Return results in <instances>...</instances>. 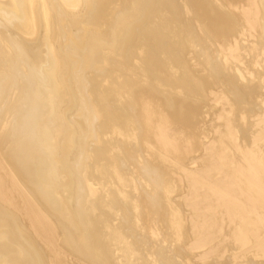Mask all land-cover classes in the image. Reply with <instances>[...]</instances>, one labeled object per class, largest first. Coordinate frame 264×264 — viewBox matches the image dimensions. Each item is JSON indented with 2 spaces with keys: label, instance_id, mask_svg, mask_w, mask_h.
Here are the masks:
<instances>
[{
  "label": "bare ground",
  "instance_id": "obj_1",
  "mask_svg": "<svg viewBox=\"0 0 264 264\" xmlns=\"http://www.w3.org/2000/svg\"><path fill=\"white\" fill-rule=\"evenodd\" d=\"M0 159V264H264V0H0Z\"/></svg>",
  "mask_w": 264,
  "mask_h": 264
},
{
  "label": "rangeland",
  "instance_id": "obj_2",
  "mask_svg": "<svg viewBox=\"0 0 264 264\" xmlns=\"http://www.w3.org/2000/svg\"><path fill=\"white\" fill-rule=\"evenodd\" d=\"M1 160V159H0ZM1 163H3L6 166V169H8V166L4 163V161H1Z\"/></svg>",
  "mask_w": 264,
  "mask_h": 264
}]
</instances>
